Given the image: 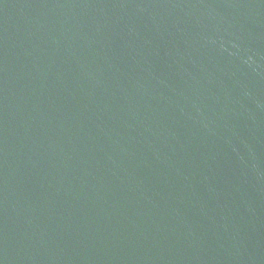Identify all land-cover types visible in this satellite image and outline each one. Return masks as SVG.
Here are the masks:
<instances>
[{
  "label": "water",
  "instance_id": "water-1",
  "mask_svg": "<svg viewBox=\"0 0 264 264\" xmlns=\"http://www.w3.org/2000/svg\"><path fill=\"white\" fill-rule=\"evenodd\" d=\"M0 264H264V0H0Z\"/></svg>",
  "mask_w": 264,
  "mask_h": 264
}]
</instances>
